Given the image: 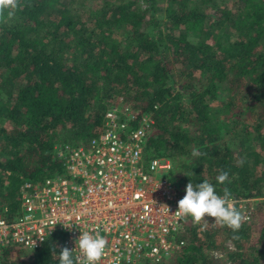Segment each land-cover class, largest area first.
Returning a JSON list of instances; mask_svg holds the SVG:
<instances>
[{
    "label": "trees",
    "instance_id": "1",
    "mask_svg": "<svg viewBox=\"0 0 264 264\" xmlns=\"http://www.w3.org/2000/svg\"><path fill=\"white\" fill-rule=\"evenodd\" d=\"M119 96L153 115L144 154L173 183L264 206V0H0V205L61 172L55 147L86 144ZM209 219L140 264L264 263V222ZM0 264L76 262L58 233Z\"/></svg>",
    "mask_w": 264,
    "mask_h": 264
},
{
    "label": "built area",
    "instance_id": "2",
    "mask_svg": "<svg viewBox=\"0 0 264 264\" xmlns=\"http://www.w3.org/2000/svg\"><path fill=\"white\" fill-rule=\"evenodd\" d=\"M154 125L151 113L119 96L86 144L57 145L63 170L24 181L15 206L0 205V253L35 250L60 233L76 264L160 263L182 250L189 226L206 214L222 217L237 207L250 222L254 198L187 193L169 179V157L146 158Z\"/></svg>",
    "mask_w": 264,
    "mask_h": 264
},
{
    "label": "rangeland",
    "instance_id": "3",
    "mask_svg": "<svg viewBox=\"0 0 264 264\" xmlns=\"http://www.w3.org/2000/svg\"><path fill=\"white\" fill-rule=\"evenodd\" d=\"M261 201H262V199L261 200L260 199H254V200H251V202H249V206L252 207V218H251L250 222H246V223L252 225V228H253L252 232H254V233H257L258 230L261 229V226L264 222V206L259 209V207L263 204ZM203 219L204 220L201 222V226L203 229L208 230L209 223L212 220L209 219V216L204 217ZM187 232L189 233V229ZM227 243H229V242H226L225 245L228 246ZM213 255L216 258H222V256L225 255V251L221 250V251H218V253L214 252ZM218 263H220V261ZM220 264H227V262H221ZM262 264H264V263H262Z\"/></svg>",
    "mask_w": 264,
    "mask_h": 264
}]
</instances>
